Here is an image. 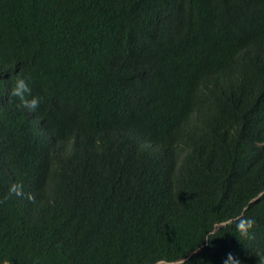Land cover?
I'll return each instance as SVG.
<instances>
[{"label": "trees", "instance_id": "16d2710c", "mask_svg": "<svg viewBox=\"0 0 264 264\" xmlns=\"http://www.w3.org/2000/svg\"><path fill=\"white\" fill-rule=\"evenodd\" d=\"M256 193L264 0H0V264H258Z\"/></svg>", "mask_w": 264, "mask_h": 264}, {"label": "clouds", "instance_id": "9594fccd", "mask_svg": "<svg viewBox=\"0 0 264 264\" xmlns=\"http://www.w3.org/2000/svg\"><path fill=\"white\" fill-rule=\"evenodd\" d=\"M11 90L9 102L15 99V108L23 109L29 113H35L43 100V94H36L33 92L32 78L30 74L24 72L23 68L19 73L12 76ZM199 110L194 111L191 115L198 116ZM191 118H196L191 116ZM144 141H140L136 144L135 153L143 158H152L154 155V149L150 144H142ZM152 154L151 157H148ZM264 193H256L253 197L254 200ZM235 222V233L239 238L243 240L252 239L255 236V230L257 227V220L254 216L245 215L243 211L237 213L233 217L226 219L213 220L209 223L206 232L204 233L203 240L212 241L216 236H219L221 229L226 226L229 222ZM256 255L259 257L258 264H264V248H258L255 250ZM2 264H11L8 259L3 260ZM182 264H185V258L182 260ZM207 264H212L211 261ZM222 264H245V261L238 255L228 252L226 257L223 259Z\"/></svg>", "mask_w": 264, "mask_h": 264}]
</instances>
